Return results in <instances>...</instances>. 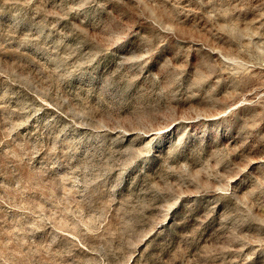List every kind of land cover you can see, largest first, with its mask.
<instances>
[{"label": "rangeland", "instance_id": "374dc122", "mask_svg": "<svg viewBox=\"0 0 264 264\" xmlns=\"http://www.w3.org/2000/svg\"><path fill=\"white\" fill-rule=\"evenodd\" d=\"M0 264H264V0H0Z\"/></svg>", "mask_w": 264, "mask_h": 264}]
</instances>
